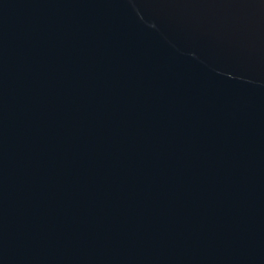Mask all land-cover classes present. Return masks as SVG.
I'll use <instances>...</instances> for the list:
<instances>
[{"label": "water", "instance_id": "obj_1", "mask_svg": "<svg viewBox=\"0 0 264 264\" xmlns=\"http://www.w3.org/2000/svg\"><path fill=\"white\" fill-rule=\"evenodd\" d=\"M0 264H264V0H0Z\"/></svg>", "mask_w": 264, "mask_h": 264}]
</instances>
